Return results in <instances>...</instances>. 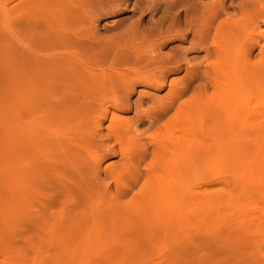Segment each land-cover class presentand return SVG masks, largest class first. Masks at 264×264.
Here are the masks:
<instances>
[{
    "label": "rangeland",
    "instance_id": "374dc122",
    "mask_svg": "<svg viewBox=\"0 0 264 264\" xmlns=\"http://www.w3.org/2000/svg\"><path fill=\"white\" fill-rule=\"evenodd\" d=\"M8 8L9 19H12L10 28L16 38L10 36V28L4 27V14ZM263 18L264 0H0V264H224L223 261L226 264H248V261L249 264L251 261V264H264V200H261L264 199L261 195L264 174L259 170H264V132L256 138L255 134L243 129V133L251 135V140L236 142L235 146V142L232 143V157L221 156L218 160L216 154L207 151L204 154L198 145L207 139L209 144L221 132L227 136L223 134L221 140L226 141L225 137L228 139L231 132L223 127L225 124L218 126L212 117L206 118L198 137L204 134L208 137H197V173L190 178L195 187L190 186L191 190L194 188L196 211L190 207L194 211L182 216L183 221L171 223V228L161 222L154 224L155 220L146 227L142 224L143 219L132 218L125 222L119 214L110 217L108 211V203L113 200L119 213L127 212L124 209L139 198L138 193L149 183L151 174L166 175L173 167L170 155L155 152L154 146L158 142L152 139L153 136L165 133V141L180 134L169 119L176 115L183 101L201 102L204 112L209 111L210 106L218 110L215 105L220 95L219 88L216 89L218 81L215 70L209 66L218 61L216 42L223 44L225 38L233 40L237 35L240 42L238 44V39H234V44L241 52V59L244 58L254 44V29L258 27L257 32L264 31ZM10 48L11 55L5 58ZM252 51L251 62L259 60L258 48L254 47ZM65 55L70 60L61 59ZM53 56L58 59L54 63ZM76 59L78 62L72 63ZM79 66L99 74L105 71L111 83L117 82L111 87L102 86V94L98 87L92 86L89 90L84 87L79 90L76 102L65 98L59 85L57 89L42 87L54 79L70 82L84 78L86 74L78 71ZM109 67H113L114 73H110ZM139 71L149 73L147 76L153 74L151 78L154 79L157 75L163 76V83L157 76L160 83L149 85L137 76H140ZM240 73L247 74L241 70ZM234 78L231 76L227 82L222 79L228 83L223 96L238 98L250 90L257 96L250 106L263 110L264 83L257 88L246 81L243 87L248 90L244 87L242 93H238ZM71 91H66L67 95L70 96ZM174 92L178 94L170 100L172 97L168 95ZM165 96L169 98H166L168 102ZM164 102L169 106L167 113L154 121L155 113L165 106ZM87 103L94 116L99 112L103 116L102 110L109 107V115L122 124L115 125V129L125 128L126 131L113 139L107 127L109 119H106L102 127H98L104 135L92 128L95 131L92 134L98 137L92 136L93 144L84 142L85 121L82 119ZM5 106H9L13 117L9 122ZM74 109L80 111L76 113ZM63 113L67 116L61 121L59 116ZM52 114L54 118L50 116ZM212 124L223 129L215 133ZM206 126L212 129L213 137L209 136L212 132ZM202 129L210 133L206 134ZM50 131L78 132L82 134L81 140L62 147L56 144L57 135ZM167 140L165 145L170 146ZM101 143L106 144L103 146H107L110 153H115L101 160L103 167H109L108 172L102 168L98 173L96 160L108 151L101 150L98 146ZM251 169H257L259 173ZM183 183L177 192L172 189L173 194L168 195L173 198H168L171 204L179 197L184 203L188 194L193 193ZM257 193H261L260 196ZM213 198L215 201L209 205ZM205 199L204 206L198 205L205 203ZM93 202H97L98 208H104L99 219H95L94 212L98 208L93 211ZM245 202L249 207L251 203L256 216L252 208L247 210L249 207ZM183 203L181 201L183 206L187 204ZM235 215L237 218L232 222ZM257 217L262 223L256 220ZM113 219L121 220L122 226H113ZM230 220V225L226 224ZM178 223L182 229L179 236H174ZM240 223L248 226L241 232L240 226V229L235 227ZM53 226L57 233L49 230ZM66 226L69 228H64ZM97 226L104 228L103 235L95 237L93 232L91 237L87 236ZM231 226L236 228L235 233ZM223 228L225 235L221 231ZM60 234L65 236L59 237ZM224 236L239 243L226 240V244L230 241L232 246L230 249L229 244L223 243V249L219 243L222 244L220 237ZM239 237L244 241L237 240ZM225 249L232 252L229 253L232 257L229 258ZM223 254V258L228 257L219 262Z\"/></svg>",
    "mask_w": 264,
    "mask_h": 264
},
{
    "label": "bare ground",
    "instance_id": "6f19581e",
    "mask_svg": "<svg viewBox=\"0 0 264 264\" xmlns=\"http://www.w3.org/2000/svg\"><path fill=\"white\" fill-rule=\"evenodd\" d=\"M23 1H26V0H20V2H23ZM8 10V11H7ZM7 10H5V14H4V27H6V28H10L11 26H12V19L10 20L9 18H10V16H11V12H10V10H9V8L7 9ZM264 19V18H263ZM262 19V20H263ZM236 27V26H235ZM12 28V27H11ZM10 28V29H11ZM258 27H256L255 29H254V31L256 32H254L253 33V39H252V47H250V50H249V52L248 53H246V55H245V57L244 58H242L241 59V52H240V50L238 49V47H237V44H234V39L236 40V39H238L237 38V35L236 36H234L233 37V40H230V38L229 37H227V38H225L226 39V41L224 40V41H222V43L223 44H219V42L217 43L216 42V49H215V51H216V54L218 55V61L217 62H210L211 64H209V66L210 67H212L214 70H215V72H216V80L220 83V84H217L216 83V89L217 88H219V91L217 90V92H219L220 93V95L218 94V96H219V98L218 99H216L215 101L217 102L218 101V103H215V105H216V107L218 108V110L216 109V108H214V109H216V110H214L212 107H214V106H210L209 107V111H205L204 112V110H203V108H202V106L203 105H201L202 103L201 102H196V103H194V102H192V101H183L180 105H179V107H178V110H177V113H176V115L175 116H173V117H171L169 120L170 121H172L173 120V123H171V126L172 127H174V128H176L177 130H175V131H180V132H178V133H180L178 136L176 135L175 137H169L170 139H168V138H166L165 139V141H164V139H163V135L165 134V133H163V134H157V135H155V136H153V140L155 139V140H157V144L158 145H155L154 146V150H155V152L156 153H158L159 155H161V154H164L165 156H167L166 154H168V155H170L173 159H172V161L171 162H173V164L174 165H172L171 167L172 168H170V169H168V171H167V174L166 175H168L169 176V178L168 179H166V175H162V174H159V175H155V174H151L150 176H149V179H148V184H146L145 185V187L144 188H142V190H141V193L139 192L138 193V195H139V198H137L135 201H134V203L133 204H129L128 205V208H125L124 210H126L127 212H121V213H119V207H117L116 205H115V203H113V200L111 201V202H109L108 203V207H109V209H108V211H109V216L110 217H115L116 216V214H119L123 219H124V221L126 222L128 219H131L132 220V218H134V219H139V220H141V219H143L144 221L142 222V224H143V226L145 225V227H146V225H148L149 226V223L150 222H152L151 223V225L153 224V221H154V224H160V222L162 223V224H164V226L167 228H171L170 227V224L171 223H175V222H179V220L181 219L182 221H183V218H182V216H184V215H186V214H188L187 212H190V213H192L191 211H194L195 210V208L193 207V204H194V202L197 204V201H195L194 200V196H195V193H194V184L193 185H191L192 183H193V180H191L190 178L192 177V176H194V173L196 172L197 173V171H196V167H197V164H196V161H197V159H196V155H197V151H196V145L198 144V143H196V140H198L197 139V137H198V133H199V130L201 131V128L203 127V124H205L204 122H205V120H206V118H209V120H210V117H212L211 119L213 120V122L214 123H216V125H217V122H218V126L220 125V123L222 124V125H224L223 127H225L226 128V130H229L231 133H230V136H229V138L227 139L226 137V135H225V132H221V131H219V129L221 130V128H222V126L221 127H218V126H216L215 124H212V128H213V126H214V132L215 133H219V132H221V135L220 134H218V136L216 135L215 137V139H214V141L212 140V141H209V144H210V142H213V143H211L212 145H209L208 144V139L205 141V140H203V141H201L200 139V141H201V143L198 145V147L203 151V153H204V151L206 152L207 151V153L209 152V154H216V155H214L215 156V158L216 159H218V157H221V156H223V157H227V156H230L231 155V157H232V152H233V150H232V146L234 145H236V142H238V143H243V142H245L246 140H251L250 138H249V136H251L250 134H248V135H246L245 133H243V129L244 130H247V131H249V132H251V133H253V134H255V136L254 135H252V137L254 136V137H256V138H260V136L262 135V133L264 132V109L262 110V109H259V107L257 106V107H253V106H250V104L252 105L254 102H252L253 100H257L256 98H257V96H255L254 94H253V92H251L250 93V90H249V92L247 91H244V92H246V93H242L241 91H243V89H247V87L246 86H244L243 87V85L244 84H246L245 82L247 81V83L248 82H250L251 83V85L252 84H254V86H256L257 88H259V85L261 86L263 83H264V42L262 43V39H264V31L262 32V31H260V32H257V30L259 31V28L257 29ZM257 29V30H256ZM12 30V29H11ZM12 33H9L10 34V36L12 37V38H16V35H15V33H14V31L12 30L11 31ZM242 41V40H241ZM239 42H240V39H238V40H236V43H238L239 44ZM254 47L255 48H258V54L260 55V58H259V60H257V61H254V62H251V56H253V54H254V51H252V49H254ZM9 51H6V53L7 54H5V58H9L10 57V53H11V48L10 49H8ZM206 50L209 52V48H206ZM136 54H139V52H136ZM62 57H63V59H68V60H70V57H66V55L65 56H61V59H62ZM65 57V58H64ZM76 57V56H75ZM44 58V57H43ZM53 58L54 59H52L53 60V63H54V61L56 62L58 59H57V57L55 56H53ZM56 58V59H55ZM77 58V57H76ZM50 59V60H51ZM36 60V59H35ZM60 60V59H59ZM71 60H72V58H71ZM189 60V59H188ZM220 60V61H219ZM32 61H33V58H32ZM216 61V60H215ZM52 62V61H51ZM70 62H72V61H70ZM75 62H78L77 61V59H76V61H74V62H72V63H75ZM35 63H36V61H35ZM191 63V62H190ZM76 64V63H75ZM93 65V64H92ZM82 66H84V65H82ZM98 67V66H97ZM80 68V69H79ZM79 68L77 67V69H78V71H81V72H83V74H86V75H84L83 77L84 78H81V79H74V81H70V82H58V80H52V81H49L48 83H46L45 85H43L42 87L44 88V89H46V88H48V87H50V88H56L57 89V85H59L60 86V88L62 89V92H63V96L65 97V98H72V101L73 102H76V101H78V98L77 97H79L80 96V94H79V90H81L82 88L84 89V87H86V89H88L89 90V88L90 87H98L99 88V91H100V93L102 94L103 93V90H102V86H104L105 87V85L108 87V86H110V85H112L113 83L114 84H116L115 82H117V81H115V82H113V83H111V78H109V76L108 75H106L105 74V71H103V73H101V74H99L98 72L96 73H94V71L92 72L90 69L89 70H87V69H85L84 67L82 68V67H80L79 66ZM99 68V67H98ZM111 68H113V67H109L108 69L110 70V73H114V71L112 72L111 71ZM108 69H106V70H108ZM93 70V69H92ZM105 70V69H104ZM211 70V69H210ZM213 70V71H214ZM240 70H241V72L242 73H247L246 75H242L241 73H240ZM135 71H137V68H135ZM212 71V70H211ZM77 72V71H76ZM107 73H109V71L107 72ZM109 73V74H110ZM137 73H138V71H137ZM139 73H140V76H139V74L137 75L138 77H141V78H143L144 80L143 81H148V84L149 85H156V84H158V82L160 81H162L161 83H163V80L164 79H162L163 78V76H161V77H159L158 75V77L160 78V79H162V80H159V81H157L156 79H157V76H156V79H154L153 77L151 78V76L153 75L152 73H150V75L151 76H147L148 74L147 73H142V72H140L139 71ZM237 73V74H236ZM141 74H144V75H146V78H144V75H143V77L141 76ZM238 74H240V75H238ZM111 75V77H112V74H110ZM117 75V74H116ZM156 75V74H155ZM114 76V75H113ZM214 76V75H213ZM231 76H234L235 78V81L238 83V86H237V89H236V91L238 92V93H242L241 95H240V97L238 96V98L236 97V98H233L231 95V97L230 98H225V96H223V94H225L226 93V90H227V87H228V83H224L223 82V80L222 79H226V81L225 82H227L228 80H229V78L231 77ZM118 77V76H117ZM211 77V76H210ZM248 77L250 78V79H248ZM125 78V77H124ZM137 78V77H136ZM213 78V77H212ZM113 79L115 80V78L113 77ZM138 79V78H137ZM214 79V78H213ZM127 80V79H126ZM136 80V79H135ZM113 81V80H112ZM131 81H133V83H134V80H130V82ZM141 81H142V79H141ZM211 81H212V79H211ZM42 82V81H41ZM127 82V81H126ZM138 82V81H137ZM139 82H140V80H139ZM159 82V83H160ZM168 82V81H167ZM223 82V83H222ZM40 83V82H39ZM43 83V82H42ZM129 83V82H128ZM136 83V82H135ZM151 83V84H150ZM215 83V82H214ZM41 84V83H40ZM39 84V85H40ZM113 84V85H114ZM38 85V84H37ZM39 87V86H38ZM103 87V88H104ZM111 87V86H110ZM113 87H115V86H113ZM112 89V88H111ZM68 90H72L71 91V93H69L70 94V96L69 95H67L68 93L66 92V91H68ZM113 90H114V88H113ZM116 90V89H115ZM248 90V89H247ZM23 91V90H22ZM42 91V90H41ZM59 92V91H58ZM256 92V91H255ZM44 93V95H46V91H44L43 92ZM60 93H61V91H60ZM20 94H23V92H21ZM41 94H42V92H41ZM55 94H58V93H55ZM169 94V93H168ZM177 94H178V92H174V93H170V95H168V96H171L172 98H170V100H172V99H174V98H176V96H177ZM53 95V94H52ZM52 95H51V97H52ZM61 95H62V93H61ZM256 95H257V93H256ZM259 95H261V94H259ZM63 96H62V99H63ZM76 96V97H75ZM50 97V96H49ZM261 97V96H260ZM259 97V98H260ZM166 98H168V97H166L165 96V99ZM61 99V98H60ZM68 99H66V101L65 102H67V100ZM74 99H76L75 101H74ZM169 99V98H168ZM211 97H210V101H211ZM252 99V100H251ZM261 99V98H260ZM118 100V99H117ZM259 100V99H258ZM166 101H167V99H166ZM165 101V102H166ZM52 102V101H51ZM58 102V101H57ZM61 102V101H60ZM62 102H63V100H62ZM163 103L165 106L163 107L162 106V108H160V111L158 110V114H156L155 113V117H156V119L154 118V117H152V118H154L153 120L155 121V120H158L159 119V117H163L166 113H167V111H168V108H169V106H166L167 104L166 103ZM168 102V101H167ZM250 103V104H249ZM57 104V103H56ZM162 104V105H163ZM61 105H62V103H61ZM262 105V104H261ZM8 107L9 106H5V108H4V112L6 113V114H9V117L8 116H6V119H8V121L7 122H9V121H11L12 119H13V117L10 115L11 113L9 112V110H8ZM86 109H84V111H83V114H84V119H82V121L84 122L85 121V123H84V132L81 134V133H78V132H68V131H50L49 133H53V134H56L57 135V139H56V144H59V145H61L62 147H64V146H66V145H68V144H71V143H76L78 140H81L80 139V137H81V135L82 136H85V139H84V142H86V143H89V144H93L94 143V141H93V139H92V136H97L98 137V135L97 134H95V135H93L92 134V132H94L95 133V131H92L93 129L94 130H96L97 132H101V129H99L98 127H102V125H103V123L104 122H106V121H104V120H106L107 119V121H108V119H109V126H107L108 127V131H110V133H111V137L113 138H116L117 137V135H119V134H122L123 132H125L126 131V129L125 128H120V129H118V130H116L115 129V125H119V126H121L120 125V123L117 121V118H113V115H109V111H110V109H109V107H104V110H102V113H103V116H100V114H101V112H99V113H97V115L96 116H94V111H92V107L90 106V104L89 103H87L86 104ZM253 107V108H252ZM261 107V106H260ZM257 108V109H256ZM262 108H264L263 107V105H262ZM80 110H78V109H74V112H76V113H78ZM218 111V112H217ZM68 112H70V110L68 111ZM215 112H217L216 114L217 115H215L214 113ZM56 113V112H55ZM75 113V114H76ZM111 113V112H110ZM64 114V113H63ZM61 115V116H59V120L60 119H62V118H66V114H64V115ZM75 114H73V115H75ZM93 115V116H92ZM214 115L216 116V121H214ZM52 118H54V114H52V115H50ZM71 116V115H70ZM104 117H105V119H104ZM150 117V119H152ZM56 118H57V116H56ZM68 118V117H67ZM64 119H62L61 121H63ZM94 119H96V120H94ZM208 120V121H209ZM211 120V121H212ZM60 121V122H61ZM169 121V122H170ZM8 123H6V125H7ZM91 124H93V125H91ZM18 126H20V124H17ZM211 125V123L209 122L208 123V126H210ZM105 126V127H106ZM208 126H206V127H208ZM215 126H216V128H215ZM178 127V128H177ZM93 128V129H92ZM209 128L210 127H208V129L207 128H205V129H207V130H209ZM204 129V128H203ZM203 129H202V131H203ZM223 129V128H222ZM100 130V131H99ZM167 129H165V131H166ZM212 130V129H211ZM211 130H209L210 132H212ZM205 131V130H204ZM203 131V132H204ZM202 132V133H203ZM210 132H208V131H205L204 133H206V134H209ZM102 133V132H101ZM101 133H100V135H99V137L101 136ZM177 132H175V134H176ZM203 133V134H204ZM99 134V133H98ZM103 134V133H102ZM211 134V135H210ZM209 134V136L211 137L214 133L212 132V133H210ZM223 134H224V136H226L225 137V140L226 141H222L223 139ZM104 135V134H103ZM108 135V134H107ZM95 136V137H96ZM106 136V135H105ZM203 135H201V137H202ZM204 136L205 137H208V136H206L205 134H204ZM203 136V137H204ZM201 137H198V138H201ZM213 137V136H212ZM113 138V139H114ZM165 138V137H164ZM255 138V139H256ZM108 140H109V138H107ZM169 140V143H171L170 144V146L168 145L167 146V144L165 145V142H166V140ZM210 139H212V138H210ZM222 139V140H221ZM253 139V138H252ZM112 140V139H111ZM167 140V141H168ZM205 141V142H204ZM207 142V143H206ZM235 142V143H234ZM95 143H96V141H95ZM203 143H206V144H204L203 145ZM232 143H234L233 145H231ZM102 144V143H101ZM106 145V144H102V145H98L100 148H101V150H104V148L105 149H108V148H106V147H104V146ZM200 145H202V146H204V147H202V148H204V149H202L201 147H200ZM205 145L207 146L208 145V148L206 147V149H205ZM237 145H239L240 147H241V144H237ZM114 146V145H113ZM167 146V147H166ZM209 146H212L210 149H209ZM112 147V146H111ZM99 148V149H100ZM113 148V147H112ZM115 148V147H114ZM111 149V148H110ZM208 150H210V151H208ZM115 151H117L116 149H115ZM201 151V152H202ZM234 151H235V149H234ZM241 151V150H240ZM110 152H112V151H110L109 149H108V151L104 154V155H102L101 156V158L100 159H98V160H96V166H95V169H96V172H100V170L102 169V168H104V170L106 171V172H108V168L109 167H103V165H102V163H101V160L104 158V157H106L107 155H111V154H114V153H110ZM240 153V152H239ZM205 154V153H204ZM202 155V154H201ZM99 156V155H98ZM198 156H199V154H198ZM205 156V155H204ZM212 156V155H211ZM200 157V156H199ZM207 157V156H206ZM121 159H123V157H120ZM212 158V157H211ZM230 158V157H229ZM199 159V158H198ZM219 160V159H218ZM207 163V162H206ZM201 166V165H200ZM201 168V167H200ZM211 169V168H210ZM208 170H209V168H208ZM259 170H261L262 171V174H264V170L261 168H259ZM250 171H256V173H259V171L257 170V169H251ZM258 171V172H257ZM260 171V172H261ZM203 172V171H202ZM202 172H201V174H202ZM208 172V171H207ZM206 172V173H207ZM101 173V172H100ZM203 174H205V173H203ZM164 177H165V179H164ZM186 180H187V182H186ZM192 182H191V181ZM183 182H185L187 185H185V187H188V190L191 188L190 186H192V187H194L193 188V190H191V191H193V193L192 192H188L189 194V196H188V198L186 199V202L184 201V203L186 204H184L183 203V200L179 197V199H175V201L171 204L169 201H168V198H169V196H171V193H172V189H176L175 191L177 192L179 189H178V187L179 186H181L182 185V183ZM184 184V183H183ZM169 185H170V187H169ZM178 189V190H177ZM183 189V188H182ZM187 190V191H188ZM146 192V193H145ZM262 193V192H261ZM261 193H257L259 196H260V194ZM173 194V193H172ZM176 194V193H175ZM179 194V193H178ZM178 194H177V196H178ZM183 194V193H182ZM186 194H187V192H186ZM263 194H264V192H263ZM263 194H261L262 195V197L264 196ZM169 195V196H168ZM181 195V194H180ZM176 196V195H175ZM174 196V197H175ZM176 196V197H177ZM175 197V198H176ZM185 198V197H184ZM209 197H207V201H209V199H208ZM212 198V197H211ZM210 198V199H211ZM169 199H172L173 200V198H169ZM180 199H181V201H182V203L185 205V206H183L182 204H181V201H180ZM196 199V198H195ZM257 199V198H256ZM255 199V201H257ZM152 201L151 202V204H145V202L146 201ZM194 200V201H193ZM197 200V199H196ZM217 200V199H216ZM261 200H264V199H261ZM205 201V203H198V205H202V206H204L205 204H206V199L204 200ZM213 201H215V198H213L212 200H210V202H208V204L210 203H213ZM252 201H254V199L252 200ZM203 202V201H202ZM246 202H248V201H246ZM245 202V203H246ZM258 202V201H257ZM256 202V203H257ZM97 203V202H96ZM96 203L95 202H93L92 203V209H93V211L96 209V208H98V206L99 205H97L96 206ZM117 203V202H116ZM245 203L243 204V206L245 205ZM261 203H262V201H261ZM100 204V203H99ZM195 204V205H196ZM207 204V205H208ZM209 204V205H210ZM217 204V203H216ZM247 204V206L249 207V203H246ZM171 205V206H170ZM258 205H260V204H258ZM193 207V209H191V208ZM197 207V206H196ZM245 207H246V205H245ZM247 207V208H248ZM253 206H251V203H250V207H249V209H247V210H249L250 211V209L252 208ZM255 207V206H254ZM200 208H202V207H200ZM240 208H242V207H240ZM240 208H239V210H240ZM244 208V207H243ZM260 208H261V210L263 209L261 206H260ZM104 210V208H98V209H96V213L94 212V215H95V219H99V218H101L103 215V210ZM255 209V208H254ZM99 210V211H98ZM153 212H155V213H152V211ZM191 210V211H190ZM252 210V212H253V214H254V212L255 211H253V208L251 209ZM255 210H257V209H255ZM264 210V209H263ZM92 211V210H91ZM196 211V210H195ZM245 212H247V211H245ZM252 212L250 213V214H248V216L250 217L251 216V214H252ZM258 212V211H257ZM114 213H116L115 214V216L113 215ZM244 213V212H243ZM259 213V212H258ZM92 214H93V212H92ZM119 215L117 216V217H119ZM153 215H154V217H153ZM229 215V214H228ZM241 215V214H240ZM255 215V214H254ZM239 216V215H238ZM242 216V215H241ZM244 216H246V215H244ZM256 216V215H255ZM257 216H260V215H257ZM234 217V216H233ZM240 217V216H239ZM247 217V216H246ZM260 217H262V216H260ZM260 217H257L256 218V220H260V222H261V219H260ZM236 215H235V218H234V220L232 221V220H230V221H228V222H226V224H229L231 221L232 222H234L235 220H236ZM255 218V217H254ZM111 219V218H110ZM116 220H118V219H113V221L111 222L112 223V225L113 226H122V223L120 222V221H116ZM239 221V220H238ZM263 221V220H262ZM124 222V223H125ZM244 222L245 221H243V224H244ZM250 222H251V220H250ZM253 222H255L254 220H253ZM257 222V221H256ZM75 222H73V224H74ZM136 224H138L137 222H135ZM140 223V222H139ZM237 223V222H236ZM262 223V222H261ZM260 223V224H261ZM225 224V223H224ZM224 225L225 226V228H226V226L227 225ZM250 224H252V222L250 223ZM250 224H249V226H250ZM259 224V223H258ZM264 224V223H263ZM150 225V226H151ZM220 225V224H219ZM230 225V224H229ZM229 225H228V227H229ZM231 225H233V224H231ZM235 225V224H234ZM253 225V224H252ZM251 225V229H253L252 226ZM255 225V224H254ZM174 225H172V227H173ZM241 227V229H240V227ZM247 226V225H246ZM246 226H242V224L240 223V224H237L235 227H237V228H239L240 229V232L243 230L244 231V229H243V227H245L246 228ZM221 227V226H220ZM235 227H233V228H235ZM248 227V226H247ZM261 227V226H260ZM259 227V228H260ZM57 228V227H56ZM64 228H69V226H66V227H64ZM124 228V227H123ZM225 228H223V229H221V231H222V234H224L225 232H226V230H224ZM258 228V229H259ZM103 229L104 228H100V226H97L95 229H93L92 230V232L91 231H89L90 233L89 234H87V236H89V237H91V235H92V233L93 232H95V237H100V236H102L103 235ZM182 229V227H181V223H178L176 226H175V233H174V236H179V233H180V230ZM251 229H245V230H247V232H248V230H251ZM257 229V230H258ZM52 233H57L56 232V230H55V227L53 226V227H51L50 229H49ZM225 232H224V231ZM235 230H236V228L235 229H232V226H231V231L233 232V233H235ZM256 230V231H257ZM264 230V229H263ZM217 231V230H216ZM237 231H238V229H237ZM236 231V233H238ZM254 231V230H253ZM179 232V233H178ZM224 232V233H223ZM228 232V231H227ZM251 232H252V230H251ZM68 233V232H67ZM220 233V232H219ZM218 233V234H219ZM229 233V232H228ZM231 234V233H229L231 236H234V234ZM246 233V232H245ZM245 233H243L242 235H244ZM249 233V232H248ZM254 233V232H253ZM65 235H66V232L64 233ZM229 234H226V235H228V237H230V235ZM64 235V236H65ZM220 235V234H219ZM225 235V234H224ZM246 236H248L247 234H245ZM244 235V236H245ZM64 236H62L61 234L59 235V237H64ZM235 236H237V235H235ZM240 236V235H239ZM228 237H226L225 238V236H224V238L223 237H220V239L222 238V244L221 243H219L220 245H221V247H223V249L225 248V245L223 244V243H225L226 244V240H230L231 242H233V243H239V242H235V240H233V238H232V240L230 239V238H228ZM249 237V236H248ZM242 238H244L243 236H242ZM246 238V237H245ZM249 238H251V235H250V237ZM215 239H217V238H215ZM220 239H219V241H220ZM253 239V238H252ZM237 240H240V237L237 239ZM248 240V239H247ZM225 241V242H224ZM229 241V242H230ZM242 241H244V240H242ZM241 240H240V242H242ZM218 242V241H217ZM229 242H227V244H226V246H229V248L232 246L231 244V242L229 243ZM247 242V241H246ZM215 243H216V240H215ZM229 244V245H228ZM235 244V245H236ZM223 245V246H222ZM247 245V244H246ZM242 246H244V244L242 245ZM241 246V247H242ZM219 247V246H218ZM247 247V246H246ZM228 248V247H227ZM228 248V249H229ZM235 248V247H234ZM234 248H232V249H234ZM243 248V247H242ZM244 248H245V246H244ZM222 249V248H221ZM231 249V248H230ZM248 248H246V250H247ZM225 250H227V249H225ZM225 250L223 251V253L225 252ZM239 250V249H238ZM227 252H228V250H227ZM256 252V251H255ZM230 251L228 252V256H229V258H230V256L232 257V255H230V254H232V252L230 253ZM245 253H247V252H245ZM224 254H226V253H224ZM224 254L221 256V258H220V260L221 261H219V262H222L224 259H226V257H228V256H226L225 258H223V256H224ZM235 254V253H234ZM227 255V254H226ZM247 255V257L248 258H250L249 256H251L250 255V253H248V254H246ZM234 256V255H233ZM243 256H244V254H243ZM242 256V257H243ZM212 257V256H211ZM235 257V256H234ZM245 257V256H244ZM222 258H223V260H222ZM235 259V258H234ZM256 259V258H255ZM216 260V259H215ZM244 260V259H243ZM252 260V259H251ZM253 260H254V257H253ZM227 261H229V260H227ZM248 261V260H247ZM247 261H245V262H247ZM225 262V263H224ZM244 262V263H245ZM252 262V261H251ZM251 262H250V264H251ZM222 263H224V264H226V261H223ZM229 264V263H228ZM248 264H249V261H248ZM254 264H256V262H254Z\"/></svg>",
    "mask_w": 264,
    "mask_h": 264
}]
</instances>
